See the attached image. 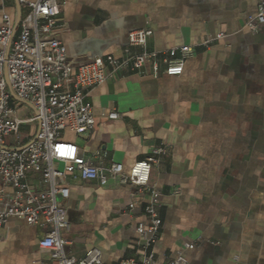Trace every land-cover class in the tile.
Here are the masks:
<instances>
[{
  "label": "crops",
  "instance_id": "crops-1",
  "mask_svg": "<svg viewBox=\"0 0 264 264\" xmlns=\"http://www.w3.org/2000/svg\"><path fill=\"white\" fill-rule=\"evenodd\" d=\"M21 1L0 0V25L7 18L16 27ZM260 1L64 0L58 38L71 60L122 56L130 33L148 28L147 49L161 55L158 76L149 67L90 89L95 130L65 138L87 158L107 152L127 172L153 149L167 148L151 179L160 192L158 242L146 252L137 233L149 226L147 193L69 177L70 196L60 198L71 223L63 234L68 255L83 259L96 248L104 264L150 253L158 264L180 253L187 264H264V26L258 33L245 26ZM21 12L23 18L22 5ZM221 33L209 48L200 46ZM183 45L196 52L181 76L170 77L163 57ZM11 104L20 117L33 112L13 97ZM112 112L121 118L110 120ZM28 178L42 188L39 173ZM48 230L11 219L1 232L0 264H55L39 248Z\"/></svg>",
  "mask_w": 264,
  "mask_h": 264
},
{
  "label": "built area",
  "instance_id": "built-area-1",
  "mask_svg": "<svg viewBox=\"0 0 264 264\" xmlns=\"http://www.w3.org/2000/svg\"><path fill=\"white\" fill-rule=\"evenodd\" d=\"M26 13L15 36L9 55L14 28L9 19L0 25V241L1 232L11 219H20L33 227L49 228L40 241L41 252L49 253L55 264H104L99 249L89 250L83 259L66 253L69 241L63 234L71 223L60 198L70 196L68 178L95 180L103 187L111 182L130 185L149 195L145 213L149 226L137 229L139 241L149 251L160 237L163 221L159 214L160 192L152 183L153 169L167 154L166 147H157L148 157L136 163L129 172L109 161L107 152L98 151L85 157L79 146L65 138L66 133L79 137L96 127L93 106L87 102L90 89L116 79L123 73H160L161 55L148 51L152 29H141L129 35V46L122 56L97 57L78 63L71 60L58 35L65 24L64 0L21 1ZM246 28L258 33L264 26V0L256 14L246 20ZM225 37L224 33L209 38L200 46L209 48ZM197 46L183 45L168 50L163 57L165 74L179 77L186 60ZM136 50V51H134ZM177 55H180L177 58ZM164 56V55H163ZM12 93L18 101L32 109L20 117L12 106ZM112 112L110 120L120 119ZM37 125L35 131L26 128ZM30 173L41 175L42 188L29 181ZM180 195L181 191H175ZM136 197V194H133ZM130 208H135L132 203ZM186 248L193 249V245ZM37 264H46L42 260ZM113 264H158L154 254L140 260L124 259ZM168 264H187L183 253Z\"/></svg>",
  "mask_w": 264,
  "mask_h": 264
},
{
  "label": "water",
  "instance_id": "water-1",
  "mask_svg": "<svg viewBox=\"0 0 264 264\" xmlns=\"http://www.w3.org/2000/svg\"><path fill=\"white\" fill-rule=\"evenodd\" d=\"M19 7H20V16H19V20H18V22H17V25H16V27L14 28V34H13V37H12V40H11L10 46H9L8 49H7V54H8V55H9V53H10L11 44H12V42H13V40H14L16 34H17L18 27L20 26V23H21V20H22L21 5H20ZM12 97L15 98V99H18V98L14 95V93H12Z\"/></svg>",
  "mask_w": 264,
  "mask_h": 264
}]
</instances>
